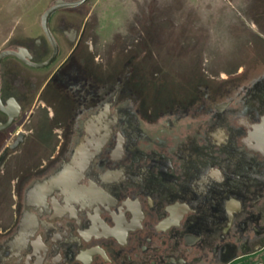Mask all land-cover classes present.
Here are the masks:
<instances>
[{"label":"flooded vegetation","instance_id":"obj_1","mask_svg":"<svg viewBox=\"0 0 264 264\" xmlns=\"http://www.w3.org/2000/svg\"><path fill=\"white\" fill-rule=\"evenodd\" d=\"M51 20V65L1 63L0 264H264V57L203 104L144 113L126 77L66 70L86 27L64 31L41 87L18 80L59 62ZM20 48L54 51L45 34Z\"/></svg>","mask_w":264,"mask_h":264},{"label":"rangeland","instance_id":"obj_2","mask_svg":"<svg viewBox=\"0 0 264 264\" xmlns=\"http://www.w3.org/2000/svg\"><path fill=\"white\" fill-rule=\"evenodd\" d=\"M54 1L0 0V52L43 36L41 16ZM51 26L64 41L59 62L45 72L18 66V80L41 87L72 50L64 31L86 27L84 47L66 70L94 66L98 88L126 77L127 95L144 113L203 104L206 86L214 94L223 85L220 72L248 68L264 57L255 33L264 29V0H89L55 14Z\"/></svg>","mask_w":264,"mask_h":264},{"label":"water","instance_id":"obj_3","mask_svg":"<svg viewBox=\"0 0 264 264\" xmlns=\"http://www.w3.org/2000/svg\"><path fill=\"white\" fill-rule=\"evenodd\" d=\"M89 0H56L54 3L43 13L41 16V27L44 32V34L47 36L49 42L53 45L54 51L50 59H48L45 62L42 63H33L30 61H26L24 56H28L31 58V56L28 54L26 49H19V52L13 51V50H5L0 52V102H1V63L2 60L5 57L8 56H15L18 57L22 60H24L28 65L35 67V68H44L49 65H51L56 58L58 57L59 54V48L58 44L54 38V35L50 29V20L52 16L61 10H66V9H73V8H78L80 6H83L88 3Z\"/></svg>","mask_w":264,"mask_h":264}]
</instances>
